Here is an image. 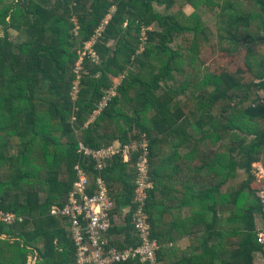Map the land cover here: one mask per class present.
Returning a JSON list of instances; mask_svg holds the SVG:
<instances>
[{
  "label": "trees",
  "instance_id": "1",
  "mask_svg": "<svg viewBox=\"0 0 264 264\" xmlns=\"http://www.w3.org/2000/svg\"><path fill=\"white\" fill-rule=\"evenodd\" d=\"M243 1L244 9L236 0H0V212L15 217L0 220V264L75 263L70 220L51 211L65 206L77 167L91 195L98 178L109 189L110 217L122 220L111 245L137 247L143 145L153 184L143 211L158 262L253 264L262 251L252 167L264 159V0ZM108 16L97 61L83 57L77 80L81 50ZM204 45L231 60L243 52L245 76L206 72ZM132 143L128 158L102 171L78 153ZM240 171L246 180L231 184ZM188 206L199 208L192 218ZM185 237L195 246L172 251Z\"/></svg>",
  "mask_w": 264,
  "mask_h": 264
},
{
  "label": "built area",
  "instance_id": "2",
  "mask_svg": "<svg viewBox=\"0 0 264 264\" xmlns=\"http://www.w3.org/2000/svg\"><path fill=\"white\" fill-rule=\"evenodd\" d=\"M110 20L108 16L95 32L91 40L84 44V49L79 55V61L76 64L75 72L77 80L81 70V61L83 57L89 56L92 61H97V56L93 51V45L101 37L105 26ZM75 81L73 94L77 91L78 81ZM113 95V93H112ZM264 99V91L261 92ZM109 95L103 98L99 105L101 109L106 104ZM134 143L121 147L118 144L113 147L102 148L100 150H90L84 146H79V155L88 163H95V171H102L107 161L121 153L123 158H128L131 151H135ZM143 159L137 165L138 179L136 182L134 204L137 210L132 216V226L135 236L138 238L139 245L137 247H127L117 249L111 244L110 231L116 224V218L110 217L114 210V203L110 198L109 189L104 181L98 178L95 182L97 192L90 194L92 186L87 173L78 167L76 171V181L72 190L67 196V202L62 209L53 208L51 215L60 216L70 220V241L75 249L74 264H125L135 262L138 264H161L158 262L157 253L159 246L150 238V227L147 222V216L144 213V202L147 192L153 188V184L149 178V164L147 162L146 146H142ZM252 174L254 182L259 188V202L262 209L261 225L257 226L255 234L258 246L262 249L261 254L264 255V160L253 164ZM0 220L4 223H13L15 217L11 214L0 212Z\"/></svg>",
  "mask_w": 264,
  "mask_h": 264
},
{
  "label": "rangeland",
  "instance_id": "3",
  "mask_svg": "<svg viewBox=\"0 0 264 264\" xmlns=\"http://www.w3.org/2000/svg\"><path fill=\"white\" fill-rule=\"evenodd\" d=\"M249 3L243 1V0H236V6L239 8L244 9L246 6H248ZM159 10V9H158ZM186 12L189 14H192L194 12L193 8H187ZM153 28V27H152ZM153 29L157 30L156 27H154ZM10 35V39L11 41H13L14 43H20L23 40L22 36H19L18 34L14 33V32H9ZM145 37V34L143 35ZM84 48H82L81 52L83 51ZM204 50V59L206 61V65L204 66V70L206 72H210L213 74H221V73H227L228 75L231 76V78L234 81H239L241 80L242 77L245 76V71L244 73L238 71L241 70L243 67V52L240 53V55L238 54V56L236 58H234L233 60H231L230 58H221V56L219 55V53L214 52L212 49L210 50L209 47H206L204 45L203 47ZM141 51V50H140ZM138 53H140L138 51ZM81 54V53H80ZM134 72H136V70H134ZM120 81V79H114V84H118V82ZM112 93L114 94V90L110 91V95H112ZM183 100H181L182 102ZM15 152L12 151V155H14ZM244 180H246V176L245 174L240 171L239 175L237 176V179L235 181H233L231 184H235L238 186H241L244 182ZM119 219V218H118ZM116 227H120L122 225V220L119 219L116 221ZM27 264H37V259L34 257H29Z\"/></svg>",
  "mask_w": 264,
  "mask_h": 264
},
{
  "label": "crops",
  "instance_id": "4",
  "mask_svg": "<svg viewBox=\"0 0 264 264\" xmlns=\"http://www.w3.org/2000/svg\"><path fill=\"white\" fill-rule=\"evenodd\" d=\"M245 176H246V174H245ZM198 209L199 208L195 209L193 206L185 207V208H183L184 216H186L188 218L189 217L192 218V215H194L193 213L195 211H199ZM261 221H262L261 220V217H259L256 220V228H257V226H260L261 225V223H262ZM191 224L196 225L194 223V220L193 219H192V222L189 225H191ZM187 227H189L188 226V223H187ZM195 228H196V235H197V237H201V235L203 234L202 232H204L203 228H201V226H197V227L195 226ZM192 240H194L193 237H192V239L190 237H185V238L179 240L178 243H176L175 247H173V250L172 251H174L176 253V251H186V250L191 249L192 246H195L194 245V241H192ZM169 248H171V246ZM162 264H163V262H162ZM253 264H264V255L261 254V253L260 254H258V253L257 254L256 253L253 254Z\"/></svg>",
  "mask_w": 264,
  "mask_h": 264
}]
</instances>
